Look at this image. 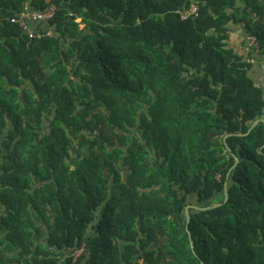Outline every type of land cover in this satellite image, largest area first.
Segmentation results:
<instances>
[{"label":"trees","instance_id":"16d2710c","mask_svg":"<svg viewBox=\"0 0 264 264\" xmlns=\"http://www.w3.org/2000/svg\"><path fill=\"white\" fill-rule=\"evenodd\" d=\"M255 54L264 0H0V264H264Z\"/></svg>","mask_w":264,"mask_h":264},{"label":"crops","instance_id":"0c3cea01","mask_svg":"<svg viewBox=\"0 0 264 264\" xmlns=\"http://www.w3.org/2000/svg\"><path fill=\"white\" fill-rule=\"evenodd\" d=\"M233 31L230 36V43L235 47L236 51L240 54L246 56L250 51V43L244 35V29L239 25L232 26ZM234 34H238L239 38L234 37ZM250 39V38H249ZM255 59L250 58L253 62L252 74L257 80H264V57H260L258 54H255Z\"/></svg>","mask_w":264,"mask_h":264},{"label":"built area","instance_id":"2783aa9c","mask_svg":"<svg viewBox=\"0 0 264 264\" xmlns=\"http://www.w3.org/2000/svg\"><path fill=\"white\" fill-rule=\"evenodd\" d=\"M198 10H199V8H198L197 4L196 3H192L191 6L188 9H182V10H179V12H180V14H181L183 19H187L192 14H195L196 12H198ZM53 14H54V8H51L46 13L38 12L36 15L39 18L46 19V18L52 17ZM22 24L23 25L25 24L24 19L22 20Z\"/></svg>","mask_w":264,"mask_h":264},{"label":"water","instance_id":"95a60500","mask_svg":"<svg viewBox=\"0 0 264 264\" xmlns=\"http://www.w3.org/2000/svg\"><path fill=\"white\" fill-rule=\"evenodd\" d=\"M260 121H263L264 122V116L263 117H261V118H258L252 125H251V127L249 128V130H248V133L260 122ZM239 162V158L238 157H236V163H235V165L234 166H236V164ZM225 197H226V199H227V197H228V183L226 182L225 183ZM190 207H194V208H197V209H201V210H204L205 209V207H199V206H193V205H188L187 207H186V216H187V227H188V224H189V221H190V218H191V214H190V211H189V209H190ZM209 207H211V206H209ZM189 235H190V241H191V245L193 246L194 245V243H193V240H192V237H191V234H190V232H189Z\"/></svg>","mask_w":264,"mask_h":264},{"label":"rangeland","instance_id":"374dc122","mask_svg":"<svg viewBox=\"0 0 264 264\" xmlns=\"http://www.w3.org/2000/svg\"><path fill=\"white\" fill-rule=\"evenodd\" d=\"M77 21H81V19H77ZM234 37H236V38H239V35L238 34H234ZM248 41H249V43L251 44L252 43V41H253V39L251 38V39H249L248 38Z\"/></svg>","mask_w":264,"mask_h":264},{"label":"clouds","instance_id":"9594fccd","mask_svg":"<svg viewBox=\"0 0 264 264\" xmlns=\"http://www.w3.org/2000/svg\"><path fill=\"white\" fill-rule=\"evenodd\" d=\"M55 8V7H54ZM54 15V14H53ZM51 18V17H50Z\"/></svg>","mask_w":264,"mask_h":264}]
</instances>
